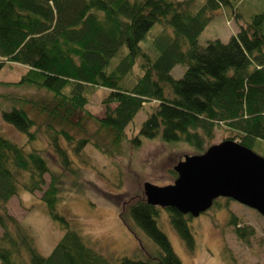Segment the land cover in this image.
Here are the masks:
<instances>
[{
	"label": "trees",
	"instance_id": "16d2710c",
	"mask_svg": "<svg viewBox=\"0 0 264 264\" xmlns=\"http://www.w3.org/2000/svg\"><path fill=\"white\" fill-rule=\"evenodd\" d=\"M194 1L0 0V70L5 63L21 64L27 70L14 84L41 87L51 94L53 104L45 116L61 125L50 128L49 137L62 168L72 160L59 138L71 140L64 126L83 110L88 89L95 88L109 91L97 124L111 132L116 145L147 101L156 106L130 140L134 145L140 138L160 137L187 143L200 154L219 127L233 132L230 139L247 148L264 142V13L240 25L227 42L214 39L201 46L199 33L215 11L231 10L233 5L231 0H205L195 7ZM154 24L160 30L152 33ZM147 38L153 55L145 47ZM176 65L185 68L179 78L171 74ZM134 66L139 75L127 88L122 81ZM40 108L44 111L46 104ZM1 118L25 134L28 143L35 140L36 132L30 131L34 121L24 109L11 106L2 110ZM82 140L78 145L87 141ZM47 173L48 165L36 149L27 150L0 131L1 264H182L158 227L161 208L148 204L145 197L128 203L123 218L141 229L158 253L145 259L123 256L113 263L56 211L58 185L53 176L41 201L64 233L47 256L39 254L33 236L6 213L5 205L20 190L41 191ZM164 209L183 247L192 251L189 215ZM230 223L236 226L234 216ZM234 229L242 239L251 234L250 228Z\"/></svg>",
	"mask_w": 264,
	"mask_h": 264
},
{
	"label": "rangeland",
	"instance_id": "374dc122",
	"mask_svg": "<svg viewBox=\"0 0 264 264\" xmlns=\"http://www.w3.org/2000/svg\"><path fill=\"white\" fill-rule=\"evenodd\" d=\"M203 1L195 0L194 6H200ZM231 3V10L230 7H227L228 10L222 7L215 11L199 33L198 44L205 46L214 39L227 42L240 25L248 24L254 15L264 13V0H231ZM156 26L154 24L149 31ZM158 30L160 27L152 33ZM145 42L146 49L153 55L151 38ZM137 68L134 66L123 79L125 87L130 88L135 83L139 75ZM26 70L25 66L17 63H5L0 70V131L27 150L36 149L45 159L49 173L44 176L45 185L41 191L29 193L20 190L13 195L6 202V213L27 228L39 254L47 256L64 233L60 223L51 219L41 201L42 192L53 176L58 185L56 211L64 216L69 227L77 231L87 244L109 256L113 263L123 256L145 259L157 254L158 248L153 241L134 223L123 218V213L128 203L145 197L144 182L157 186L173 183L177 177L173 167L184 155L196 154L194 148L182 141L164 142L160 137L140 138L138 145L130 143L137 136L142 122L154 110V101H147L137 111L124 128V138L116 145L111 132L97 124V119L104 114L103 98L109 91L105 88L88 89L83 110L75 112L71 124L64 126L71 140L67 141L62 136L59 138V144L67 149L68 157L72 160L68 167L62 168L49 137L52 128L59 129L61 125L45 116L46 110L51 109L53 104L51 94L41 87L14 84ZM184 70L183 66L176 65L171 74L179 78ZM34 102L37 104L32 106ZM44 104L46 108L41 112L40 107ZM11 106L24 109L32 117L35 125L30 131L36 132L35 140L28 143L25 134L3 121L2 110H8ZM232 136L233 132L219 127L215 129L209 145ZM85 138L87 141L78 145ZM96 144L101 146L102 151L97 149ZM250 148L264 156V142L256 141ZM215 200L210 208L198 216L189 215V226L195 241L192 251L183 247L165 209L161 208L158 227L168 237L171 248L182 264H264V217L235 200L223 197ZM232 216L235 217L236 226L230 223ZM235 227L250 228L251 234L242 239L235 234Z\"/></svg>",
	"mask_w": 264,
	"mask_h": 264
},
{
	"label": "water",
	"instance_id": "95a60500",
	"mask_svg": "<svg viewBox=\"0 0 264 264\" xmlns=\"http://www.w3.org/2000/svg\"><path fill=\"white\" fill-rule=\"evenodd\" d=\"M173 170L177 174L173 183L142 184L148 204L196 217L223 197L264 217V157L239 142L226 139L200 154L184 155Z\"/></svg>",
	"mask_w": 264,
	"mask_h": 264
}]
</instances>
